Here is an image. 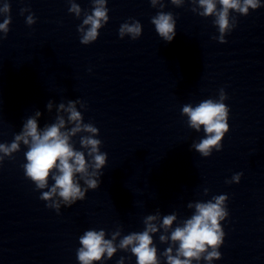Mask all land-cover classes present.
Here are the masks:
<instances>
[{"label":"clouds","instance_id":"clouds-1","mask_svg":"<svg viewBox=\"0 0 264 264\" xmlns=\"http://www.w3.org/2000/svg\"><path fill=\"white\" fill-rule=\"evenodd\" d=\"M176 7H182L185 0H170ZM192 12L201 17H214L213 24L217 26L219 36L213 37L219 43H227L226 35L237 24L232 12L241 16H247L250 10L261 8V0H190ZM68 11L77 18L83 16L82 23L77 31L80 33V43L89 45L99 37V30L109 21V9L107 0H92L91 13L82 10L75 0H68ZM153 8L159 7L161 11L151 18V23L159 37L165 42H172L176 35V19L171 12H164L163 0H150ZM29 12V9H21V15ZM0 14L5 18L0 23V40L6 38L11 24L10 5L5 3L0 7ZM26 24L31 26L36 23L34 14L26 17ZM119 37L123 39L129 36L132 40L142 35V25L138 20L130 18V22L120 25ZM224 89L219 91L218 99H206L195 107L185 104L181 114L186 116L187 124L196 132L203 128L204 137L194 142L191 147L202 157H210L213 150H222V140L229 132L228 124L229 107L224 103L227 100ZM80 109L87 110V105L77 99L68 100L67 103L54 105L49 100L46 108L52 112L56 108L55 122L45 124L41 128L38 120L42 113L37 110L23 123L22 129L14 135L11 143H0V164L5 158H13V154L21 149V145L27 147L25 152L26 163L22 165L26 178L31 180L37 190L41 191L40 199L46 202V207L60 213L61 206L71 207L77 201L86 198L88 190L100 187L102 170L107 164L108 155L101 152L102 141L99 129L93 123H85ZM79 135L80 149L75 147L73 137ZM242 172L235 173L228 184H239ZM49 179L54 183L49 186ZM83 182V184H81ZM47 189V190H45ZM204 189V194H208ZM226 194L213 196L206 202L196 201L188 203L189 209H194L193 214L177 223V214L172 213L161 217L159 211L147 215L144 220V230L122 235V226L110 233L105 230H86L79 238L81 245L77 249L79 264H102L104 260H111L117 251L130 252L136 258V264H161V255L166 264H200L203 260L206 264H212L214 260H220L222 254L219 251L224 243L225 232L222 222L229 212ZM174 224L176 225L175 227ZM159 241L169 246L160 254L154 244L153 235L160 233ZM170 232V235L168 233ZM117 240L119 242L117 243ZM124 264V257L117 261Z\"/></svg>","mask_w":264,"mask_h":264}]
</instances>
